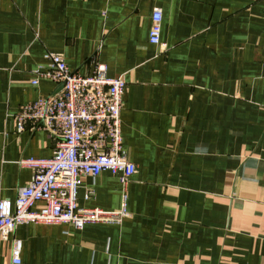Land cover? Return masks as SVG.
Segmentation results:
<instances>
[{
  "label": "crops",
  "instance_id": "1",
  "mask_svg": "<svg viewBox=\"0 0 264 264\" xmlns=\"http://www.w3.org/2000/svg\"><path fill=\"white\" fill-rule=\"evenodd\" d=\"M155 11L164 51L148 42ZM45 53L124 79L121 149L136 173L124 189L107 172L81 177L77 204L118 212L125 195L127 217L19 225L0 264L15 241L19 264H264V0H0V200L30 182L21 160L54 150L12 117L55 93L34 74Z\"/></svg>",
  "mask_w": 264,
  "mask_h": 264
},
{
  "label": "built area",
  "instance_id": "2",
  "mask_svg": "<svg viewBox=\"0 0 264 264\" xmlns=\"http://www.w3.org/2000/svg\"><path fill=\"white\" fill-rule=\"evenodd\" d=\"M161 14L151 17L148 42L166 49L161 43ZM46 69L35 77L52 81L54 94L40 97L21 106L13 118L16 132L26 128L47 133L54 143L52 156L46 160H21L20 167L32 170L27 186L20 188L16 199L0 200V239H5L19 225L68 224L82 229L87 224H118L126 218L123 205L118 212L84 209L77 204L81 177L95 178L107 172L124 189L136 173L121 149L120 110L125 88L122 77L108 78L105 68L96 65L90 76L71 72L64 59L45 53ZM35 78L31 84H37ZM93 193L88 192L85 199ZM41 204L40 208L35 207ZM21 244L15 241L12 264L20 263Z\"/></svg>",
  "mask_w": 264,
  "mask_h": 264
}]
</instances>
